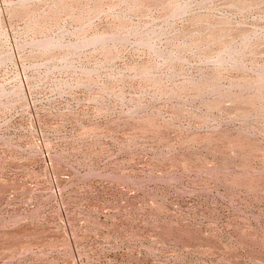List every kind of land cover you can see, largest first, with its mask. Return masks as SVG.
Returning <instances> with one entry per match:
<instances>
[{"label": "rangeland", "instance_id": "374dc122", "mask_svg": "<svg viewBox=\"0 0 264 264\" xmlns=\"http://www.w3.org/2000/svg\"><path fill=\"white\" fill-rule=\"evenodd\" d=\"M0 264H264V0H0Z\"/></svg>", "mask_w": 264, "mask_h": 264}]
</instances>
